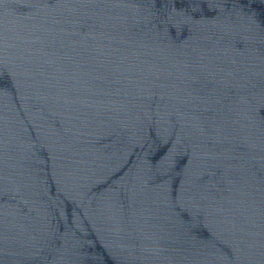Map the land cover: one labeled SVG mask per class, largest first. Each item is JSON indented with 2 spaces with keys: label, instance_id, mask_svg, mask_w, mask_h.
<instances>
[{
  "label": "water",
  "instance_id": "water-1",
  "mask_svg": "<svg viewBox=\"0 0 264 264\" xmlns=\"http://www.w3.org/2000/svg\"><path fill=\"white\" fill-rule=\"evenodd\" d=\"M0 264H264V0H0Z\"/></svg>",
  "mask_w": 264,
  "mask_h": 264
}]
</instances>
